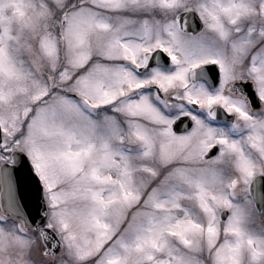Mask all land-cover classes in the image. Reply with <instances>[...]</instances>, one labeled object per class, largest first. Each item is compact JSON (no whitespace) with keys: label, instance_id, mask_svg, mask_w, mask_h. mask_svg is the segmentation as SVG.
Masks as SVG:
<instances>
[{"label":"snow or ice","instance_id":"obj_1","mask_svg":"<svg viewBox=\"0 0 264 264\" xmlns=\"http://www.w3.org/2000/svg\"><path fill=\"white\" fill-rule=\"evenodd\" d=\"M0 264H264V0H0Z\"/></svg>","mask_w":264,"mask_h":264}]
</instances>
